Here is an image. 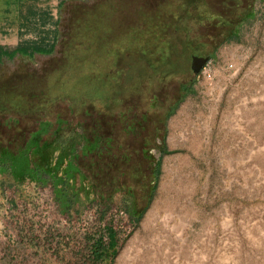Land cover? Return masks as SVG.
Returning <instances> with one entry per match:
<instances>
[{"label": "rangeland", "instance_id": "rangeland-1", "mask_svg": "<svg viewBox=\"0 0 264 264\" xmlns=\"http://www.w3.org/2000/svg\"><path fill=\"white\" fill-rule=\"evenodd\" d=\"M59 31L49 54L0 58V121L57 128L69 219L123 211L112 264H264V0H67ZM11 151L2 217L3 184L40 200Z\"/></svg>", "mask_w": 264, "mask_h": 264}, {"label": "trees", "instance_id": "trees-1", "mask_svg": "<svg viewBox=\"0 0 264 264\" xmlns=\"http://www.w3.org/2000/svg\"><path fill=\"white\" fill-rule=\"evenodd\" d=\"M177 24L174 34L179 33L180 26L184 27L183 19ZM188 33L184 36L183 54L200 55ZM53 49H38L34 52L49 54ZM177 74L174 71L170 78ZM192 88L193 80L182 90L190 95L194 93ZM19 120L16 126L8 121H0V171H7V167L2 164L5 163L2 153L14 150L15 159L23 168V173L16 176L21 180L36 182L40 200L30 203L18 201L13 196L17 191L16 186L6 187L3 184L6 198L9 199V211L6 216H0L4 225L0 237V264H112L121 244L129 235L126 229H123L122 235L118 230L121 227L119 220L121 223L123 220V211L113 210L107 214L93 203L85 211L84 217L70 220L76 194L72 192L70 196L65 189H58V185L63 184L56 181L61 164L55 167L52 165L54 149L49 139L56 136L57 128L46 130L38 126L34 129ZM48 149L50 154L44 155ZM28 153L38 162L33 165ZM157 168L156 165L153 169V177ZM49 192L52 193L51 199ZM132 217L135 219L132 221L134 225L140 215Z\"/></svg>", "mask_w": 264, "mask_h": 264}, {"label": "crops", "instance_id": "crops-1", "mask_svg": "<svg viewBox=\"0 0 264 264\" xmlns=\"http://www.w3.org/2000/svg\"><path fill=\"white\" fill-rule=\"evenodd\" d=\"M67 0H0V58L32 57L56 46ZM40 13V14H39ZM45 16L46 22L37 19ZM49 21H54V24ZM60 36V33L59 35Z\"/></svg>", "mask_w": 264, "mask_h": 264}, {"label": "water", "instance_id": "water-1", "mask_svg": "<svg viewBox=\"0 0 264 264\" xmlns=\"http://www.w3.org/2000/svg\"><path fill=\"white\" fill-rule=\"evenodd\" d=\"M209 57H199V56H193L192 57V64L191 69L195 75H198L202 69L205 67V65L209 61Z\"/></svg>", "mask_w": 264, "mask_h": 264}, {"label": "flooded vegetation", "instance_id": "flooded-vegetation-1", "mask_svg": "<svg viewBox=\"0 0 264 264\" xmlns=\"http://www.w3.org/2000/svg\"><path fill=\"white\" fill-rule=\"evenodd\" d=\"M197 56H199V57H208V56H206V55H197ZM192 64V63H191ZM192 70V69H191ZM193 72V71H192ZM174 73V72H173ZM170 75H172V73L170 74ZM169 75V76H170Z\"/></svg>", "mask_w": 264, "mask_h": 264}, {"label": "bare ground", "instance_id": "bare-ground-1", "mask_svg": "<svg viewBox=\"0 0 264 264\" xmlns=\"http://www.w3.org/2000/svg\"><path fill=\"white\" fill-rule=\"evenodd\" d=\"M124 257H123V255L119 258V261H121L122 259H123Z\"/></svg>", "mask_w": 264, "mask_h": 264}]
</instances>
